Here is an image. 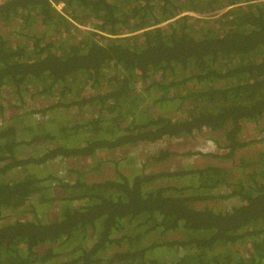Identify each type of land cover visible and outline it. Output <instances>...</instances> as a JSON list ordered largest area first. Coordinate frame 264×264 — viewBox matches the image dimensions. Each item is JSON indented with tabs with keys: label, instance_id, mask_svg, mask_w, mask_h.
<instances>
[{
	"label": "trees",
	"instance_id": "obj_1",
	"mask_svg": "<svg viewBox=\"0 0 264 264\" xmlns=\"http://www.w3.org/2000/svg\"><path fill=\"white\" fill-rule=\"evenodd\" d=\"M246 122L264 131V0L0 1V264H264ZM203 129L217 162L127 155Z\"/></svg>",
	"mask_w": 264,
	"mask_h": 264
},
{
	"label": "rangeland",
	"instance_id": "obj_2",
	"mask_svg": "<svg viewBox=\"0 0 264 264\" xmlns=\"http://www.w3.org/2000/svg\"><path fill=\"white\" fill-rule=\"evenodd\" d=\"M59 8H61L60 5H59ZM88 22L89 21H86L82 24L78 23L77 27L82 29V30L91 29L93 27V23H88ZM1 99L7 105L6 117L11 116L13 114V112L18 108L17 102L15 100H12L16 104L12 103L11 99L7 95V91L2 92V98ZM48 102H51V100L49 98H46V99L35 98V99H29L27 105L29 107H42L45 104H47ZM37 117H38V115H37ZM255 124L256 123H254V122H246L244 124L243 137H245V139H247L248 141L253 140V139H258V140L260 139L261 141L260 142L258 141L257 143H253L251 141V144L249 147H247V149H259V148L264 147V139H263L264 138V131L257 129ZM215 136L216 135L214 133H212L210 130L203 129L200 132H195L191 136L164 137L162 139L161 144L159 145L158 149L170 148L172 146H175V149L177 150L178 155L175 158H173L172 161L169 163V164H171L173 162L172 168L180 167L183 163L189 164V163L198 162L200 164H204L206 162H217V160L213 159L209 154L210 153H216L218 151H213V152H209V153H203L200 151L202 148H204V147L206 148V146H210V144L214 145L215 142L213 141V138ZM144 146H147V145H144ZM130 148H132V147H130ZM130 148L128 149L130 154H127V155L134 156L135 154L131 152ZM215 148H216V146L213 147V149H215ZM121 150L122 149H116V151L113 153H115V155H116L118 153H121L120 152ZM151 150H152L151 148H148L147 150H145V152L148 154V152ZM145 152H142V155H146ZM242 153H243V151L240 152V155ZM124 155H126V154L124 153ZM135 156H138V155H135ZM174 161H176V162H174ZM227 165L231 166L232 163L229 161V164H227ZM152 166L153 165H150V166L146 167V169H148V170L155 169V168L162 166V164L154 165V168H152ZM123 169H124V167H123ZM110 172L111 171H107L106 173L110 174ZM220 202L225 204L224 201H220ZM31 215L32 214H30L29 217ZM13 217L14 216H12L11 219ZM41 250L42 249H40V251Z\"/></svg>",
	"mask_w": 264,
	"mask_h": 264
},
{
	"label": "built area",
	"instance_id": "obj_3",
	"mask_svg": "<svg viewBox=\"0 0 264 264\" xmlns=\"http://www.w3.org/2000/svg\"><path fill=\"white\" fill-rule=\"evenodd\" d=\"M92 29H93V28H92ZM95 30H96V29H95ZM7 95H8V93H7ZM8 97L11 99V101H12V100H15L14 98H12V97L9 96V95H8ZM33 99H35V98H33ZM1 100H2V99H1ZM28 100H29V99H28ZM2 102H3V101H2ZM12 102L15 103L14 101H12ZM27 103H28V101H27ZM27 103H26V106L29 107V106L27 105ZM3 104L5 105L6 108H5V110H4V113H3L2 118H3V119H4V118H9L10 116H9V117H6L7 105L5 104V102H3ZM37 118L40 119L41 116L38 115ZM163 138H164V137H163ZM163 138H161V139H159V140H157V141H154V142H142L143 144H140L139 146L133 147V148L131 149V152L134 153L135 155H138V154H140V153H142V152H145V150H147L148 148H151V149H152L151 151H154V152L159 151V150H161V149H158V147H159V145L161 144V141H162ZM144 145H147V146H144ZM214 145L216 146L215 149H213V147H215ZM214 145L210 144V146H206V148L204 147V148H202L200 151L203 152V153H209V152H213V151H218L217 144L214 143ZM211 148H212V149H211ZM162 149H164V148H162ZM63 164L68 165L67 162H63Z\"/></svg>",
	"mask_w": 264,
	"mask_h": 264
},
{
	"label": "clouds",
	"instance_id": "obj_4",
	"mask_svg": "<svg viewBox=\"0 0 264 264\" xmlns=\"http://www.w3.org/2000/svg\"><path fill=\"white\" fill-rule=\"evenodd\" d=\"M0 1H2V0H0ZM56 7L59 8V5H56ZM59 9H61V8H59ZM77 24H78V23H76V26H77ZM92 28H93V27H92ZM92 28H91V30H95L94 28H93V29H92ZM96 31H98V29H96ZM15 104H16V103H15ZM164 137H168V136H164ZM162 138H163V137H162ZM156 141H157V140H156ZM153 142H154V141H153ZM140 144H143V143H140ZM140 144H138V145H140ZM138 145H135V146H138ZM135 146H133V147H135ZM131 147H132V146H131ZM133 147H132V148H133ZM124 148H125V147H122L121 149H124ZM132 148H130V149H132ZM164 149H165V148H164ZM161 150H163V149H161ZM161 150H159V151H161ZM115 151H116V150H115ZM115 151H111V150H110L109 153H113V152H115ZM159 151H156V152H159ZM218 151H219V150H218ZM151 152H154V151H149L148 154L151 153ZM156 152H155V153H156ZM145 154H146V155H142V153H140V154H138L137 157L140 156L139 158H144V157L147 156V153H146V152H145Z\"/></svg>",
	"mask_w": 264,
	"mask_h": 264
}]
</instances>
